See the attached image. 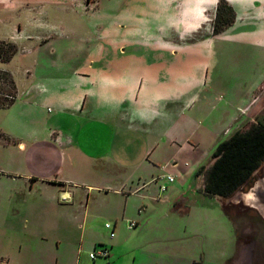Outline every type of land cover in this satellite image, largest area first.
Masks as SVG:
<instances>
[{
  "label": "rangeland",
  "instance_id": "rangeland-1",
  "mask_svg": "<svg viewBox=\"0 0 264 264\" xmlns=\"http://www.w3.org/2000/svg\"><path fill=\"white\" fill-rule=\"evenodd\" d=\"M20 6L17 5L14 9L0 8V32L3 33L2 31L8 26L19 23L22 27L21 33L26 36L21 39V42H17L19 51L13 59L8 63L0 62V67H6L5 69L16 73L21 71L20 79H18L21 90L28 78L23 71L28 67L31 68V61L33 62L36 54L30 56L20 49L24 43L26 48L28 45L31 47L36 35L42 34L48 38L50 35L63 36L65 39L61 41L62 48L78 50L79 55L74 58L76 62H79L78 59L83 60L89 52L105 51L117 46L125 48L127 52L145 51L147 61L154 62L157 59L155 54L157 48L167 45L161 37L168 21L163 20L161 23L159 19V0H44L42 3L39 1L31 5L24 4L25 7L22 6V9ZM28 9L32 12L28 13L26 11ZM213 20L210 18V21H205L188 39L183 40L185 44L195 49L204 47L205 53L202 57H199L198 53H191L188 56L179 54L175 57L180 65L185 64V68H179L180 75L188 76V78L193 75L194 78L193 88H187L188 86L182 82H179L178 87L172 88L176 89L181 96V100L177 103H163L159 110V103L153 99L154 87H151L153 78L147 76L139 93L140 100L133 98L138 93V88L132 93V98H126L123 102H116L111 107L100 109L99 119L93 123L95 127H83L76 133L75 125L79 123V120L69 115L70 131L68 128H55L58 133L61 132L60 139L64 143L83 144L94 154H102L101 160H97L93 167V172L98 177L95 183L102 187L108 186L119 177H133L135 181H145L154 176L160 178L161 187L166 186L165 190H161L162 198L166 195L187 197L188 202L185 205L190 207V212L183 218L184 223L189 225L187 232L189 241L193 242L195 247L196 261L193 264H233L231 260H225L219 255L221 252L229 251L231 237L230 230L222 231L220 224L212 229L214 238L219 237L218 240L215 239L212 248L210 247L216 255L205 260L202 256V249L207 248L206 243L205 247L203 245V210L206 211L208 208L218 210L220 200L216 196H208L203 192V174L198 172L201 166L210 163L217 144L230 137L240 126L238 123L231 124L227 119L228 113L232 111L230 99L235 92L240 95L242 87L245 93L249 91V85L257 73L256 71L248 72L247 61L240 59L241 54L234 51L235 45L228 39L230 33L240 30L241 25L236 27H230V25L223 31L214 33ZM228 29L229 31L223 33ZM27 37L31 38L27 39ZM43 57L46 58L41 53L40 58ZM51 58L53 57L50 55L49 59ZM162 58L173 61V58L169 56H162ZM48 63L52 64L51 68L47 66L49 79H54L48 82L58 79H79L82 85L86 86L91 81V72L84 70L87 75L76 74L72 69L71 60L68 62L48 60ZM101 76H103L102 80L107 79L105 73L98 78ZM8 90L9 86H6V91ZM167 90L171 89L162 88V93ZM24 95L20 96L18 87L17 98L26 97ZM51 95L60 96L58 82L57 86L55 82V89L52 90ZM29 99L27 98L28 101ZM258 100H260L258 110L253 114V119L247 116L241 119V123L245 122L243 126L249 125L263 113L264 85L253 99L255 103ZM31 101L34 100L31 98ZM50 107L53 109V106L50 105ZM8 110L0 109V130H2L3 116ZM106 113H109L110 119L113 118V123L106 120ZM35 116V119L41 120L42 118H39L43 116L42 110ZM215 129L225 131L218 133L214 131ZM212 132L215 133L212 134ZM6 137H9L8 133ZM197 141L200 143L196 151L199 160L195 161L196 156L193 155L191 148ZM13 146L14 144L9 147L0 142V244L7 249L18 241L23 249L19 257L27 254L28 246L33 249L34 256L52 254L51 251H62L55 247V241L67 239L74 242L79 239L77 225L82 220L84 210L88 209V206H85L86 196L81 195L83 189L72 187L69 200L62 201L59 187L47 186L43 183H35L31 186L19 178L16 181L18 184L15 188L16 193L13 194L15 191L11 187H14V182L10 177L15 173L13 166L17 168L13 163L15 160L18 161L15 158H21ZM128 146L137 148L141 158L140 164L124 166L119 161H115L113 155ZM41 153L36 152L33 158L38 159L39 156L42 158L46 153L50 155V158L56 157L53 148L48 149L42 146ZM185 161L189 165H186ZM185 169H187L186 172ZM168 173L175 177L174 182L169 183L164 180ZM179 175L189 176V179L182 185ZM254 177V180L264 177V162L254 173ZM94 193L104 196L97 191ZM162 203L161 209L167 210L169 206L164 201ZM92 205L93 203L90 202V210ZM239 208H242L246 215L242 216V221H239L237 225V233L242 239L243 246L236 264H264V223L256 222L255 210H245L244 204L240 203L238 206L229 204L231 213L237 212ZM39 211L48 212L49 216H44V222H42L43 215L39 214ZM36 217L40 219L37 220ZM28 218L35 221L30 220L28 224ZM105 221L112 223L110 220ZM40 222L43 224L60 222L66 224V227L61 231L46 232L38 227ZM251 240H255V249L248 244ZM45 245H50L51 248ZM163 247L161 248L165 249ZM251 251H253V257Z\"/></svg>",
  "mask_w": 264,
  "mask_h": 264
},
{
  "label": "crops",
  "instance_id": "crops-1",
  "mask_svg": "<svg viewBox=\"0 0 264 264\" xmlns=\"http://www.w3.org/2000/svg\"><path fill=\"white\" fill-rule=\"evenodd\" d=\"M39 1L42 3L44 0H0V8L14 9L17 5H31ZM219 1L159 0V19H161V23L163 20L168 21V24H165L163 28L161 37V40L164 39L167 45L157 48L155 53L157 59L154 62L147 61L145 51L127 52L120 46L105 51L89 52L83 60L78 59L79 62H76L74 58L79 55V52L77 53V49L62 48L61 41L65 39L63 36L50 35L48 38L41 34L40 36L36 35L37 37L34 36L31 47L28 45L26 48V43L23 42L24 45L22 44L20 49L30 56L36 54L33 62L31 61V68L28 67L23 71L28 77L23 88L24 91L21 90L18 82L21 71L16 73L5 69L6 67H0V69L12 73L17 90L19 87L20 96L21 94L26 95L20 99L16 98L9 107L0 108L6 111L14 109L5 112L2 130H0V142L9 147L14 144L13 147L21 156L20 159L15 158L18 161L15 160L13 163L17 168L11 167L15 172L10 177L14 182V187H11L15 191L13 194L16 193L15 188L18 185L16 181L21 178L24 183L31 184V186L35 183H43L47 186L59 187L62 201L69 200L72 187L83 189L81 195L86 196L85 206H88V209L84 210L83 214L81 213L82 220L77 225L79 239L74 242L67 239L55 241V247L62 251H51L52 254L34 256L33 249L28 246L27 254L19 257V253L23 249L18 241L7 249L0 244V264H193L196 261L194 243L189 241L187 234L189 225L184 223L183 218L190 212V207L185 205L188 202L187 197L166 195L165 198H162L160 178L154 176L145 181H135L133 177H119L108 186L102 187L95 183L98 177L93 172V167L97 160H101L102 154H94L83 144L64 143L60 139L61 132L58 133L55 128H68L70 131L69 115L79 120V123L75 125L76 133L83 127H95L93 123L98 121L100 109L111 107L116 102H123L126 98H132V93L134 90L136 92L138 88V93L133 98L140 100L141 94L139 93L147 76L153 78L151 84V87H154L153 99L159 103V110L163 103L172 104L181 100L178 91L172 88L178 87L179 82L184 83L188 86L187 88H193L194 78L193 75L191 78L180 75L179 68L184 67L185 64L180 65L175 57H178L179 54L188 56L191 53H198L197 55L202 57V54L205 53L204 47L195 49L185 44L183 40L188 39L205 21L215 18ZM226 1L236 13L235 21L230 27L241 25L240 30L230 33L228 39L235 45L234 51L241 54L240 59L247 61L248 72H257L249 85L250 88L247 86L250 90L245 93L241 86L240 95L235 92L233 98L230 99L229 104L232 111L228 113L227 119L231 124L238 123L240 125L238 129H240L245 123H241V119L244 116L251 118L257 112L260 100L255 103L253 99L264 85V0ZM26 11L32 12L30 9ZM23 12L25 11L23 10ZM21 28L19 23L8 26L2 31L3 33L0 32V39L11 41L17 45V42H21V39L26 37L21 33ZM227 31L229 29L223 33ZM17 47L16 53L19 51V46L17 45ZM41 53L48 59L40 58ZM50 55L53 58L49 59ZM162 56L172 57L173 61H167ZM48 60L53 62L71 60L72 69L76 74L87 75L84 73L85 71L91 72L90 83L83 86L79 79H58L48 82V80H54L49 79L47 66L51 68L52 64L49 65ZM10 61L0 62L8 63ZM100 70L101 72H98ZM104 73L107 76L106 80H102L103 76L98 78ZM55 82L56 86L57 82L59 83L60 96L51 95L52 90L55 89ZM162 88L171 90L162 93ZM27 98H30L29 101ZM31 98L34 101H31ZM50 105L53 106V109ZM39 106L42 107L35 108ZM239 108H247V110L244 113L239 111ZM40 110H42L43 116H40L41 120H37L35 114ZM106 114V120L113 123V118L110 119L109 113ZM214 131L224 133L225 130L215 129ZM6 133L9 134V137H6ZM199 145L200 143L197 141L191 148L193 155L196 156L195 161L199 160V155L196 152ZM42 146L48 149L53 148L56 157L50 158V155L46 153L42 158L40 156L38 159L33 158L36 152L41 153ZM120 151L113 155L115 161H119L124 166L140 164L141 158H139L136 147L128 146ZM185 164L189 165L187 161ZM186 171L187 169H185ZM167 176H172L173 181H169ZM167 176H165V181L167 180L169 183L175 181V177L171 173H168ZM180 177L182 185L189 179V176ZM260 180L258 179L248 191H237L230 198L224 199L216 196L220 200L218 210L212 208L203 210V245L205 247L206 243L207 246L206 250L202 249L204 260L216 255L210 247L212 248L215 239L218 240L219 237L214 238L212 229L220 224L222 231L230 230L231 237L229 251L221 252L219 255L236 264L243 246L242 239L237 233V225L239 221H242V216L246 214L242 211L243 207L239 208L237 212L231 213L226 211L224 206L226 204L238 206L241 203L244 204V209L247 211H251L249 208L256 209V205L245 200L241 194H249L258 190V186L264 184ZM253 187L254 190H252ZM94 191L103 193L104 196H99ZM73 192L76 191L73 190ZM94 195L95 199H93ZM163 201L169 206L167 210L161 209ZM90 202L93 203L92 210L89 209ZM39 214L43 215L42 222L45 221V215L49 216L48 212L39 211ZM249 218L253 217L249 216ZM36 219L40 218L36 217ZM254 219L259 222L258 218ZM30 220L35 221V219L28 218V224ZM105 220H110L113 223L114 236L110 235L111 229L109 231L105 226V222H107ZM33 225L35 226V224ZM38 227L46 232L61 231L65 229L66 224L60 222L43 224L40 222ZM100 245L109 249V256L106 257V260L101 257L92 259L89 256V252ZM45 246L51 248L50 245ZM162 246L165 249H162Z\"/></svg>",
  "mask_w": 264,
  "mask_h": 264
},
{
  "label": "trees",
  "instance_id": "trees-1",
  "mask_svg": "<svg viewBox=\"0 0 264 264\" xmlns=\"http://www.w3.org/2000/svg\"><path fill=\"white\" fill-rule=\"evenodd\" d=\"M236 13L226 1L220 0L213 20V32L219 33L232 25ZM15 43L0 39V61L7 62L16 54ZM6 86L9 90L6 91ZM17 85L12 73L0 69V108L12 105L17 98ZM264 162V111L249 125L237 129L219 142L208 165L199 168L203 174V192L208 196L230 198L237 191H248L254 182V173ZM229 211V204L225 206Z\"/></svg>",
  "mask_w": 264,
  "mask_h": 264
},
{
  "label": "built area",
  "instance_id": "built-area-1",
  "mask_svg": "<svg viewBox=\"0 0 264 264\" xmlns=\"http://www.w3.org/2000/svg\"><path fill=\"white\" fill-rule=\"evenodd\" d=\"M246 110H247V108H241V111L244 112V113L246 112ZM167 178H168L169 181H173V179H174L172 176H168ZM165 189H166V186L163 185L161 187V190H165ZM105 226L108 229H111L110 235L111 236H114L115 232L113 230V224L110 223V222H106ZM89 256L92 259H96L98 257H104V258H106V257L109 256V249L107 247H105V246H100V247L94 248L93 250H91L89 252Z\"/></svg>",
  "mask_w": 264,
  "mask_h": 264
},
{
  "label": "water",
  "instance_id": "water-1",
  "mask_svg": "<svg viewBox=\"0 0 264 264\" xmlns=\"http://www.w3.org/2000/svg\"><path fill=\"white\" fill-rule=\"evenodd\" d=\"M254 189L255 188L253 187L252 190ZM253 193L255 198V207L264 218V184L258 186V190H255V192L253 191Z\"/></svg>",
  "mask_w": 264,
  "mask_h": 264
},
{
  "label": "flooded vegetation",
  "instance_id": "flooded-vegetation-1",
  "mask_svg": "<svg viewBox=\"0 0 264 264\" xmlns=\"http://www.w3.org/2000/svg\"><path fill=\"white\" fill-rule=\"evenodd\" d=\"M262 179V178H260ZM258 181V179L254 180V183L252 186H254V184ZM246 208V207H245ZM250 210H255L256 212V218H258V221H262L264 223V219L262 218V216L260 215V213L258 212V210H256L255 208H249ZM247 244V243H246ZM248 244L252 245V249H255V240H251ZM251 255L253 257V251H251Z\"/></svg>",
  "mask_w": 264,
  "mask_h": 264
},
{
  "label": "bare ground",
  "instance_id": "bare-ground-1",
  "mask_svg": "<svg viewBox=\"0 0 264 264\" xmlns=\"http://www.w3.org/2000/svg\"><path fill=\"white\" fill-rule=\"evenodd\" d=\"M260 182L261 183H263L264 182V179H261L260 180ZM259 184V183H258ZM241 196L243 197V198H245V200H247V201H249L250 203H252L253 205L255 204V199H254V196H253V193L251 192V193H249V194H241Z\"/></svg>",
  "mask_w": 264,
  "mask_h": 264
}]
</instances>
